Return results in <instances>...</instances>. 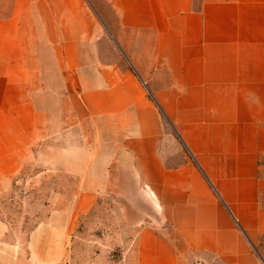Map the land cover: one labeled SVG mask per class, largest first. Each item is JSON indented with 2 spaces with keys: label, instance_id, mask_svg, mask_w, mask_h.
Listing matches in <instances>:
<instances>
[{
  "label": "crops",
  "instance_id": "obj_1",
  "mask_svg": "<svg viewBox=\"0 0 264 264\" xmlns=\"http://www.w3.org/2000/svg\"><path fill=\"white\" fill-rule=\"evenodd\" d=\"M27 171L73 181L49 258L113 194L150 209L135 264H258L264 0H0V198Z\"/></svg>",
  "mask_w": 264,
  "mask_h": 264
},
{
  "label": "rangeland",
  "instance_id": "obj_2",
  "mask_svg": "<svg viewBox=\"0 0 264 264\" xmlns=\"http://www.w3.org/2000/svg\"><path fill=\"white\" fill-rule=\"evenodd\" d=\"M123 62L126 66L125 57ZM166 129L173 133L168 125ZM34 176V171L21 173L14 187L0 198V224L6 228L0 246L14 245L15 258L26 259L28 264H135L137 232L150 222L144 219L150 212L146 204L125 203L124 197L106 195L91 213L73 225L70 222L63 250L49 258L43 245L48 238L47 216L53 208L67 207L52 201L57 192L70 195L73 181L54 174ZM252 245L258 264H264V234L254 238ZM209 264L222 263L210 259Z\"/></svg>",
  "mask_w": 264,
  "mask_h": 264
}]
</instances>
